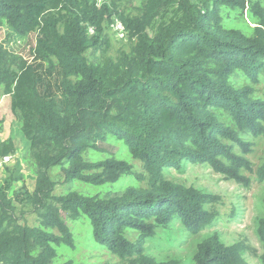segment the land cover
Listing matches in <instances>:
<instances>
[{"label":"trees","instance_id":"obj_1","mask_svg":"<svg viewBox=\"0 0 264 264\" xmlns=\"http://www.w3.org/2000/svg\"><path fill=\"white\" fill-rule=\"evenodd\" d=\"M115 19L128 50L113 56ZM4 24L37 35L32 63L0 44V91L29 142L35 189L13 198L28 179L21 164L0 182V264H54L59 250L75 249L63 214L87 221L96 249L128 264H247L218 234L188 263L160 262L146 243L177 223L197 236L219 215L207 207L216 198L169 181L171 169L209 167L247 182V155L264 138V0H0ZM53 75L57 93L43 86ZM109 141L120 152L95 158ZM17 153L0 141V168ZM55 169L64 195H54ZM16 203L33 208L39 226L23 223ZM258 234L264 246V219Z\"/></svg>","mask_w":264,"mask_h":264},{"label":"rangeland","instance_id":"obj_2","mask_svg":"<svg viewBox=\"0 0 264 264\" xmlns=\"http://www.w3.org/2000/svg\"><path fill=\"white\" fill-rule=\"evenodd\" d=\"M36 38V34L21 37L7 24L0 27V44L21 55L29 63L34 61L31 51L36 45ZM121 38V35L113 32V56L119 49L128 50L127 41L121 40ZM260 79L258 89L264 99V72ZM238 82L241 83L242 79H238ZM58 85V75L43 77V86L50 92L57 93ZM0 120L4 122L0 141L11 139L18 151L9 164L0 168V182L9 176V172L15 171L18 164L23 166L22 173L28 177L24 189L14 195L13 198H15L19 194L20 196L23 195L24 191H34L35 181L33 177L35 175L32 172L33 167L25 162L29 153V142L21 132L20 122L11 111L10 98L2 96V91H0ZM100 147L104 152L95 155L97 159L109 158L121 150L120 144L115 141L100 144ZM247 158L252 163V170L245 173L246 183L229 180L227 177L215 173L209 167L189 165L183 170L171 169L167 174L169 181L194 187L216 198L207 207L209 210L218 212L219 215L215 222L207 226L197 236H190L185 233L186 231L181 229L179 223L168 230H158L155 239H149L146 243L147 255L155 257L160 262L172 263L180 260L188 263L193 258L199 242L203 241L206 236L218 234L221 241L226 245L239 244L242 247L247 264H262L264 246L258 230L260 220L264 219V176L260 173L264 164V138L255 141L253 152L247 155ZM130 161L136 166V171L139 174H147L139 161L132 159ZM52 176L58 182L54 195H64L68 187L64 184V177L57 169L53 170ZM135 181L137 180L135 179ZM17 186L20 187L21 185L18 184ZM122 186L123 184H120L119 188ZM72 188L79 192L88 193V189L81 184H74ZM16 204L18 216L23 223L31 227L39 226L38 215L33 208L25 207L20 203ZM62 217L65 218L67 225L74 232L75 249L59 250L54 264H63L67 260H74L78 264H128L126 260L110 255L104 250L96 249L91 242L92 233L87 221L72 222L66 214H63Z\"/></svg>","mask_w":264,"mask_h":264},{"label":"built area","instance_id":"obj_3","mask_svg":"<svg viewBox=\"0 0 264 264\" xmlns=\"http://www.w3.org/2000/svg\"><path fill=\"white\" fill-rule=\"evenodd\" d=\"M92 1L96 4L97 7H101L107 2V0H92ZM111 26H113L114 33H117L122 36L121 38L122 40L127 39L126 29L120 20L115 19L114 23ZM90 32L93 33V30L91 29ZM5 160H8V159H5Z\"/></svg>","mask_w":264,"mask_h":264}]
</instances>
